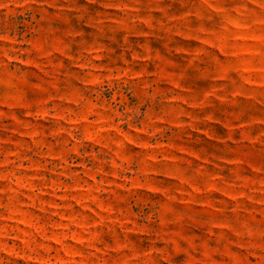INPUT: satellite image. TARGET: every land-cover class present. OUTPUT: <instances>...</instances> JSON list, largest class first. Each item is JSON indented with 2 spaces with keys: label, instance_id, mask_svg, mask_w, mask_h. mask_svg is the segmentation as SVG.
Returning <instances> with one entry per match:
<instances>
[{
  "label": "rangeland",
  "instance_id": "374dc122",
  "mask_svg": "<svg viewBox=\"0 0 264 264\" xmlns=\"http://www.w3.org/2000/svg\"><path fill=\"white\" fill-rule=\"evenodd\" d=\"M0 264H264V0H0Z\"/></svg>",
  "mask_w": 264,
  "mask_h": 264
}]
</instances>
